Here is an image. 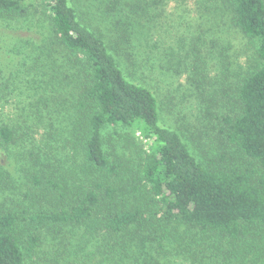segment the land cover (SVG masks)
<instances>
[{
    "label": "trees",
    "instance_id": "1",
    "mask_svg": "<svg viewBox=\"0 0 264 264\" xmlns=\"http://www.w3.org/2000/svg\"><path fill=\"white\" fill-rule=\"evenodd\" d=\"M187 1L109 0L111 31L86 22L72 0L45 3L42 20H33L35 0H0L1 58L30 56L15 69L0 59V264H34L49 234L84 227L96 226L94 236L108 233L107 246L111 234L131 238L159 212L172 228L185 223L230 238L264 235V0H201L200 17L220 13L248 39L238 51L230 36L210 39L208 29H198L188 43L179 38L185 50L156 49L160 41L148 40L149 56L141 59L133 27L156 23L172 2ZM25 28L28 35H16ZM230 50L248 53L246 61ZM206 57L219 69L208 85L224 89L226 105L235 98L238 105L220 115L223 149L204 160L172 111L173 100L165 109L157 93L164 92L147 77L156 61L162 76L185 72L201 90L214 71ZM231 88L235 97L225 91ZM109 126L141 138L140 163L129 165L107 149ZM127 142L136 148L132 137ZM73 175L78 180L71 183Z\"/></svg>",
    "mask_w": 264,
    "mask_h": 264
},
{
    "label": "rangeland",
    "instance_id": "2",
    "mask_svg": "<svg viewBox=\"0 0 264 264\" xmlns=\"http://www.w3.org/2000/svg\"><path fill=\"white\" fill-rule=\"evenodd\" d=\"M50 1L35 0V4L40 9L38 12L33 13V20L44 19L46 14L45 3ZM108 1L72 0V3L77 7L79 14L86 22L89 23L92 19L94 25L98 24L108 28L115 21L113 19L114 15L110 16L106 10ZM172 3L169 5L170 8L168 7L169 14L165 15L161 20L159 19L160 21L156 23L147 22L144 25L136 24L133 27L137 35L135 40H137L138 47L142 48L139 51L141 59L148 55V50L146 49L148 40L150 44L151 42H157V40L160 41L157 43L158 45L154 44L156 49L168 47L171 44L176 50H185L181 46L182 40L178 41L179 38L185 37V42L188 43L192 37H190L191 33H195V30L198 29H208L205 35L206 38L210 39L214 36L220 39L230 36L235 51L247 44L248 39L237 28L227 23L229 18L225 17L221 20V15L218 17L220 13L209 18L207 16L200 17L199 7L202 5L201 0H189L184 3V7L189 6L191 10H185L183 3ZM228 14L226 13V15ZM119 17L120 15L117 14L116 18ZM27 24L29 22H25L24 26H27ZM26 30V28L18 30L16 35L20 34V37L28 35L29 33ZM108 30H111V28H108ZM221 42L225 43L224 40H221ZM251 46L253 47L252 42ZM252 47L248 49L252 53L250 62L254 61V50ZM209 50L212 51L214 49H204L203 52L207 54ZM235 51L232 53L230 50L229 55L234 58L233 55L235 56L236 54L241 62L246 61L248 53H235ZM0 59L6 63V67L13 65L12 69H15L17 64L23 61L29 62L30 56L24 52L21 55L15 54L9 57L7 55L5 58L0 56ZM206 59L207 64L214 71L211 79L208 77L206 79L207 82L203 81L201 90L192 85L185 72L180 76L172 73H170L172 76L168 74L162 76L163 74L161 75L156 68L158 66L156 61V63L152 61L156 67L152 66L147 77V80L151 83L156 86L160 85L162 92L169 94V96H166L164 93L157 92L160 100H163V104H165V109L170 108L168 107V99L173 100L172 111L175 110V113L179 114L178 118L181 120L182 129L186 130L187 138L191 145L196 146L194 151L197 154L199 153L204 160L213 157L214 153L223 149L220 141L224 133L220 134L218 130L222 127L220 125V115L226 113V111L234 113V109L238 105L236 98L226 105L224 102H227V97L224 99L221 97L225 94L224 89H220L216 85L214 87L208 85L209 80L215 82L213 76L216 75L219 69L218 66L214 65L215 60L213 58L206 57ZM25 77H28L27 73H25ZM161 78L163 80L162 83L158 82ZM71 84L73 85V83ZM225 91L230 92L235 97L236 93L232 88L230 91ZM203 93L206 96L205 99L202 96ZM200 94L201 96L199 97ZM74 102V100L71 101L72 104ZM165 109H163V117L170 122L172 117L167 116V110ZM207 109L210 110L212 116L206 115ZM69 111H72V109L69 108ZM217 130L219 135L216 132ZM136 135L130 129L117 128L115 126H109L104 129L107 149L117 152L123 157L124 161H127L129 165L133 164V166L137 161L140 163L139 156L142 155V153L139 155V152L142 151L140 144L142 140L138 135L137 138L139 139H137ZM128 137H132L137 144L136 148L127 142ZM199 148L204 152L211 151V153L203 155ZM136 149L137 152H135ZM231 160L234 161L235 159ZM241 162L242 159L238 158L237 163ZM77 177L71 176L70 182H76L78 180ZM47 203L48 200L46 199L42 202L43 205H48ZM35 208H37V205L31 204L30 210ZM153 209L156 210L157 208L153 207ZM165 221L162 213L159 212L152 221L142 225L143 229L133 230L131 238H127L130 241L121 235L113 233L111 234L113 236L112 244L107 246H104V243L105 235L108 233H100L94 236L95 232L93 229L96 226L90 229L85 227L78 229L75 234L71 232L49 234L42 242V245L34 252V264H264V235L260 236L257 233L253 235L242 234L238 238H230L214 232H205L200 228L190 227L185 223L177 224L172 228L173 223L166 224L164 223ZM156 223L157 225H155ZM87 238H90V240L87 241ZM119 242L122 245L119 247L113 246Z\"/></svg>",
    "mask_w": 264,
    "mask_h": 264
}]
</instances>
